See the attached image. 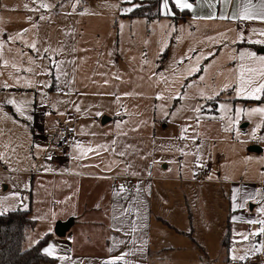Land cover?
<instances>
[{"label": "rangeland", "instance_id": "1", "mask_svg": "<svg viewBox=\"0 0 264 264\" xmlns=\"http://www.w3.org/2000/svg\"><path fill=\"white\" fill-rule=\"evenodd\" d=\"M141 1L144 0H131V3L127 0H80L78 4L76 0L1 1L3 11L0 12V18L10 22V35L4 41L3 55L6 49L14 48L21 58L14 62L21 70L18 73L14 69L11 71L8 84L14 83V76L22 78L21 84L24 79H32L23 75L32 74L24 71L27 67H32L40 79L39 88L24 90L19 86L11 87L10 89L23 91L13 90L0 98V109L3 110L0 111V117L7 113L19 121L13 123L11 119H0L1 128L5 132L0 151L6 153L7 160L0 161V196L11 195L14 191L19 193L18 199L8 200L4 203L5 207H0V211L3 208L13 211L17 209L18 203L22 205V210L31 208V217L36 220V226L28 232L25 248L36 245L45 237V233L55 232L59 221H68L75 217L77 209L75 206L68 208L67 204L61 201L59 193L55 191L53 177L41 174L45 169H51L47 172L52 173L53 168L48 163L55 158L49 155L45 146H40L34 139L37 135L34 133L38 130V126L33 129L32 112L35 102L38 106L48 101L47 104L51 108H67L57 102L59 94L47 98V87L43 86V82H48L51 85L50 91L57 92L56 89H51V78L53 75H59L62 81L69 82L62 85L66 90H63L60 96L62 98L67 93L72 94L73 108H102L114 115H118L117 111L123 109L126 115L125 131L131 132L136 126L131 124H140L139 135L145 140V149L141 151L145 164L139 168L141 172L147 170L149 162L155 164L157 170H161L163 160L168 163V170L181 169L183 172L182 185L187 192V198H183V201L188 204L191 221L197 224V236L202 235L213 240L208 241L209 248L205 247L203 254H200L201 261L196 256L184 253L183 256L175 255L169 258L171 264H177L178 260L189 264H197L198 261L201 264H242L248 259H252L255 264H264V251H249L253 245L258 247L264 237H249L248 240H243L237 235L258 230L261 227L259 224L252 225L247 221L264 218L256 211L261 203H264V199L255 196L258 191L264 192L260 189V186L264 185V125L257 129L261 117L259 114L248 115L249 109L264 106V103L237 98L231 88L220 91V94L211 100L199 95L200 90H204L206 96L213 95V92L219 91L227 81L234 80V76L229 72L234 65V62L228 59L231 50L238 52L254 49L244 45L247 43L232 44L231 40L235 39L237 32L242 29L245 36L249 33L245 27L204 23L194 18L179 21L164 17L149 21L131 17L132 12H123V9L133 5L138 7ZM42 2L51 7L40 8ZM41 16L45 19H41ZM50 28H53L54 36L58 35L52 47H49L48 43L53 40ZM25 29L28 31L24 32L23 40L29 43L35 40L37 48L40 49L39 54L28 48L22 40L11 39ZM229 29L233 31H228ZM6 31L5 25L0 24V39ZM223 32H227L228 48L222 49L208 41V37ZM44 48H49V52L44 53ZM189 48H195L196 51L189 53ZM209 51L216 52V57L202 60L201 66L212 61L210 71L182 79L181 77L186 75L185 68L190 67L192 61L185 59L183 64L178 61L186 54L194 61L201 52L207 54ZM23 53L27 58V65L23 63ZM29 57L35 64L29 65ZM218 71L224 72V75L218 76ZM199 75H204L206 81H199ZM189 83H192L193 87L181 86ZM158 93H162L165 99H156ZM177 94L184 98L172 99ZM12 97L30 101L26 115L31 116V120L20 117L15 113L14 107L6 103V100ZM222 104L231 109L226 115L220 109ZM199 106L202 107L198 122L197 113L193 109ZM214 108L216 113L212 111ZM238 108L244 109V112L236 122ZM95 112L97 111L89 113ZM165 112L168 115H165ZM222 116L225 118L221 119ZM105 117L107 116L101 117L100 129L111 133L117 127L115 128L113 122L104 126ZM228 117L232 118L231 125ZM245 124L246 127H243ZM188 125H191L185 134L188 138L181 139L182 129ZM228 127H231V131H225ZM254 131L255 137L252 135ZM48 134H54L52 128ZM4 144H8L9 148L5 149ZM252 146L259 149L252 151ZM11 148H15L14 153ZM134 169L132 167L130 173H136ZM202 171L207 173L205 179L197 177L196 173ZM204 182L210 184H203ZM25 184H28V188L24 187ZM244 187L249 188L241 191ZM233 189L240 190L237 204L243 203L249 193L253 194L255 199H250L243 208L234 211L233 199L229 198L230 190L232 192ZM52 213H55L54 217ZM234 216L241 219L233 221ZM50 228L52 231H49ZM228 230L232 235L229 251L223 245V238ZM222 231L221 240L216 242V236ZM188 233H191L190 230ZM188 242L196 247L191 238H188ZM233 249L236 250L235 255L246 258L232 260Z\"/></svg>", "mask_w": 264, "mask_h": 264}, {"label": "crops", "instance_id": "2", "mask_svg": "<svg viewBox=\"0 0 264 264\" xmlns=\"http://www.w3.org/2000/svg\"><path fill=\"white\" fill-rule=\"evenodd\" d=\"M210 2L216 4L214 10L201 0L200 4L194 5V12L180 15L173 10L175 12L174 16L164 17L186 21L196 15L205 16L212 11H216L218 15L223 9V5L219 4L217 0H210ZM232 7V5L229 6V11ZM1 11H3V7L2 9L0 7ZM175 16L177 17L174 18ZM200 22L227 26L234 25L238 28L245 27L248 33L252 27L264 28V24L259 23L239 25V22L219 20H200ZM13 23L15 24L16 21H13ZM0 24L5 25L7 30L3 32L0 40L6 41L10 35V22L7 19L2 21L0 18ZM50 30L53 34L51 37L53 40L48 43L50 44L49 47H52L55 45V39L58 35L54 36L53 28H50ZM244 45L253 48L258 54H264V47L260 45ZM21 56L23 63L27 65V58L24 53ZM3 59L8 60L9 65L5 67L3 60H0V73H2L0 74V85L5 81L9 82V76L13 70L11 64L21 60L19 52L14 48L6 49ZM70 67L73 68L71 64ZM62 68L65 70L64 65ZM23 75L39 82L40 78L36 73L31 75L24 73ZM51 79H53L51 89L54 88L57 92L52 93L47 87V98L59 94L57 102L62 103L67 108H51L47 104L48 101L44 102L42 106H38L35 102L32 112L33 129L38 126V130L34 133L37 134L34 139L40 146H45L49 151V155L52 156L57 141V127L65 123L74 129V141L67 156L60 159L52 157L58 161L51 160L48 163L53 168L52 173L43 171L41 174L53 177V183L56 185L55 191L59 193L61 201L66 203L68 208L75 206L77 212L73 217L74 224L65 237H58L55 232L47 234L52 236L44 249L49 245H54L57 251L55 256L46 254L53 259L52 262H41L40 264H104L105 261L121 255L124 256V259L118 261L119 264H171L169 258L175 255L183 256L184 253L196 256L201 261L200 254H203L202 251L205 247L209 248L208 241L213 239H207L202 235L197 236V224L191 221L190 209L188 204L183 201V198H187V192L182 185L184 175L181 169L170 171L168 170V163L163 160L161 170H157L156 165L149 162L147 170L144 173L141 172L139 168L142 164H145V157L141 155V151L145 149V140L141 139L139 135L140 124H131L136 126L132 128L131 132L125 131L126 115L123 109L117 111L118 115L108 113L102 108H79L80 111H77V108L72 106V94L67 93L65 97L61 98L60 93L66 90L62 85L69 84V82L62 81L61 78L56 80L54 75ZM74 83L76 84V77ZM23 88L24 90H31V88ZM13 90L23 91L21 89L0 87V98ZM93 111L97 112L89 113ZM212 111L216 113V108ZM96 113H101V115L98 116ZM102 116H107L103 120L104 126L113 122L115 128L117 125L119 127L111 133L104 132L100 129ZM1 127L0 125V129H2ZM51 128L54 134L49 135ZM4 138L5 132L0 135V143H3ZM144 138L146 139L147 136ZM113 141H115L114 144ZM76 143L85 146L91 145L92 147L97 145L108 147L107 150L100 149L99 155L88 153L86 157L75 159L74 157L79 154L75 148ZM120 152H124L125 155H119ZM150 164L154 166L152 178L149 177ZM132 167L135 168L136 174L130 173ZM198 173H196L197 177L200 178ZM206 175L207 173L203 176L204 179ZM115 176H132L136 179V189L131 191L114 187L112 180ZM200 183L202 184V182ZM203 184L210 183L204 182ZM248 188L244 187L241 191ZM234 190L232 192L230 190V200ZM30 205L33 206L32 202H30ZM16 206L17 209L13 211L22 210L20 203ZM0 207H5V204L0 205ZM26 211H31V208L26 209ZM9 212L12 211H7L4 214ZM188 230L191 233H188ZM222 236L223 231L216 236V242H219ZM227 236L229 246L225 248L229 251L232 237L230 230L223 238V245ZM188 238L195 242L196 247L188 242ZM109 249L112 250L109 251ZM60 257L67 258L60 259ZM199 261L196 263L201 264ZM177 264L189 263L178 260Z\"/></svg>", "mask_w": 264, "mask_h": 264}, {"label": "snow or ice", "instance_id": "3", "mask_svg": "<svg viewBox=\"0 0 264 264\" xmlns=\"http://www.w3.org/2000/svg\"><path fill=\"white\" fill-rule=\"evenodd\" d=\"M80 0H76V3L78 4ZM128 3H131V0H127ZM217 2L221 5H223V9L219 12L217 15L216 11L209 12L205 16L196 15L194 16L195 20H205V21H213V20H219V21H228V22H241L245 25L249 23H259L264 24V0H217ZM201 0H161L160 2V9L161 14L164 16H174L175 12L173 11V7L175 9H178L180 12H194L195 11V4H200ZM203 3H207L209 8L215 9L216 4L211 3L210 0H203ZM232 5L231 11H229V6ZM27 7V5H25ZM40 8H50L51 5L47 3H40ZM136 5H133L132 7L123 9L124 13H129L134 10ZM82 15L85 13H81ZM41 19H45V17L41 16ZM31 19V18H29ZM36 25H33L35 27ZM123 28V25H121ZM163 27V25H162ZM175 30V29H173ZM28 29H25L23 32H18L15 36L11 37L12 40L20 39L23 43L26 44V46L32 50H34L36 53H40V49L37 48V42L33 40L32 42H28L26 40H23L24 32H27ZM228 31H233L232 29H229ZM208 41L214 45L220 46L223 48H228V36L227 32L218 33L217 36L208 37ZM232 44L235 43H247L250 45H260L264 47V28H256L252 27L249 29V35L245 36L244 30L237 32L236 38L231 40ZM167 45H164L166 47ZM5 48V42L0 40V60H3V65L7 67L9 65V61L6 59H3V50ZM44 53L49 52V48L43 49ZM55 51V50H53ZM195 48H189V53L195 52ZM215 58L216 52L209 51L207 54L201 52L199 55L196 56L195 60L193 61V58L190 55H187L184 58H181L178 63L183 64L184 60L187 59L189 61H192V64L190 67L185 68L186 75L182 76V79H187L189 76H194L197 73L202 72H209L211 67L213 66V62L210 61L207 65L201 66L202 60H208L209 58ZM229 61L234 62V65L231 69H229V72L232 76H234V80L227 81L223 87L219 91H214L213 95H205L204 90L199 91V95L205 99L211 100L214 98V96H218L220 94V91H227L229 88H231L237 98L241 99H251L256 101H261V103H264V54H258L257 51H252L249 49H243L238 52L235 50H231V54L228 57ZM29 65L35 64V61L29 57L28 61ZM11 67L18 73L21 69L20 67L12 63ZM60 67V64H57V68ZM24 71L29 73H34V69L32 67H27L24 69ZM2 74V73H0ZM66 75V73H64ZM218 76L224 75V72H217ZM119 79V77H116ZM14 80L13 84H8L6 81L0 85V87L4 88H11V87H26V88H39V82H34L32 79H24L23 84L20 83V80L22 79L19 76L12 77ZM56 80H59L60 77L56 76ZM199 81H206V77L204 75L198 76ZM107 83V82H106ZM44 87H50L51 85L48 82H43ZM182 87H193L192 83H189L187 85H181ZM207 87H211L210 85H206ZM46 95V94H45ZM125 95H132V93H125ZM138 95V94H137ZM158 100H164L165 96L162 93H158L155 97ZM184 97L180 94H177L172 97V99H183ZM6 103L8 105H11L14 107L15 113L18 114L20 117L31 120L32 117L29 115H26L27 111V105L30 103L27 99H20L17 100L15 97L8 98L6 100ZM201 107H196L193 109L195 113H197V121L199 122V114L201 113ZM161 109H163V105H161ZM220 109L225 113V115L231 111L230 107L226 104L220 105ZM77 111H80V109L77 107ZM0 111H3L0 109ZM244 112V109L238 108L236 109V122L239 121L241 113ZM259 114L261 117V123L257 124L256 128L259 129L262 125H264V106H257L254 108H251L248 110V115H256ZM63 115V113H61ZM96 115H101V113H96ZM165 115H168L167 112H165ZM215 118V117H213ZM225 117L222 116L221 119H224ZM0 119L13 120V123H19V121L13 119L12 116H10L7 113H4L3 117H0ZM229 124L231 125L232 118L228 117ZM119 127V125H117ZM191 125H188L182 129L181 132V139H187L188 137L185 135ZM225 131H231V127L225 128ZM4 134V130L0 129V135ZM83 134V130H82ZM253 137H255V131L252 133ZM115 141H113V144ZM3 147L5 149L9 148L8 144H4ZM38 147V146H37ZM106 145H97L96 147H92L91 145L85 146L81 143H76L75 148L78 150V155L74 157L75 159H80L82 157H86L88 153H94L96 155H99L100 149L107 150ZM13 153L15 152V148L10 149ZM119 155L124 156V152H120ZM0 161L7 162L6 160V153L0 152ZM13 171H16V169H12ZM46 171H51V169H45ZM136 174V173H134ZM150 174V173H149ZM227 178V177H226ZM25 188H28V184L24 185ZM123 190V186H121ZM239 189H235L233 193V210L241 209L249 202L250 199H255V196H260L262 199H264V192H256L255 196L253 194L249 193L244 202L237 204L236 200L238 199V193ZM19 193L18 192H12L11 195H4L0 196V205H3L5 202H7L10 199H18ZM259 202V201H258ZM25 209L27 208V205L24 206ZM8 211V208H3L2 211H0V215H3ZM260 213L261 217H264V203H261V206L256 210ZM52 216H55V213H52ZM233 221L241 219L240 217H232ZM247 223L252 225L259 224L261 227H259L258 230L252 231L248 234L245 233H237L243 240H248L249 237H264V218H257V219H250L247 221ZM49 231H52L50 228ZM48 233H45L47 235ZM112 249H109L111 251ZM56 247L54 245H49L44 249L45 254L48 256H55L56 254ZM233 255L231 256L232 260H244L245 256H237L235 255V249L232 250ZM249 251H252L253 253L264 251V241H261L259 246L253 245ZM126 255V254H125ZM67 257H60V259H66ZM124 259V256H117L110 260H107L104 262V264H118V261H122Z\"/></svg>", "mask_w": 264, "mask_h": 264}, {"label": "trees", "instance_id": "4", "mask_svg": "<svg viewBox=\"0 0 264 264\" xmlns=\"http://www.w3.org/2000/svg\"><path fill=\"white\" fill-rule=\"evenodd\" d=\"M160 2L161 0L141 1L130 15L133 18H145L149 21L162 19L164 15L161 14ZM173 10L180 15L188 14V11L180 12L174 7ZM35 226L36 220L31 217V211L16 210L0 215V264H40L53 261L43 252L52 236L50 234L36 245L25 248L28 232ZM224 245L228 248V236Z\"/></svg>", "mask_w": 264, "mask_h": 264}, {"label": "built area", "instance_id": "5", "mask_svg": "<svg viewBox=\"0 0 264 264\" xmlns=\"http://www.w3.org/2000/svg\"><path fill=\"white\" fill-rule=\"evenodd\" d=\"M239 25H243V23L239 22ZM74 129L69 125L62 123L57 127V141L55 143L54 149L52 151V157L56 159L65 158L71 148L72 141L74 139ZM153 164L149 165L150 175L149 177H153ZM205 171L199 172L198 176L203 178L205 175ZM113 186L116 188L129 189L131 191L135 190L137 187L136 179L132 176H115L112 180ZM260 189L264 191V185L260 186ZM242 264H255L252 259H248Z\"/></svg>", "mask_w": 264, "mask_h": 264}, {"label": "water", "instance_id": "6", "mask_svg": "<svg viewBox=\"0 0 264 264\" xmlns=\"http://www.w3.org/2000/svg\"><path fill=\"white\" fill-rule=\"evenodd\" d=\"M243 127H246V124L243 125ZM259 148L256 147V146H252L250 147V150L252 151H257ZM74 224V220L73 219H70L68 221H65V222H58L56 227H55V234L58 236V237H65L67 232L71 229V227L73 226Z\"/></svg>", "mask_w": 264, "mask_h": 264}]
</instances>
